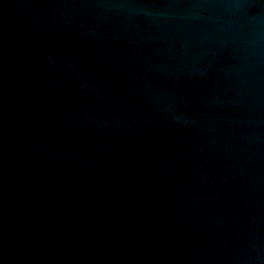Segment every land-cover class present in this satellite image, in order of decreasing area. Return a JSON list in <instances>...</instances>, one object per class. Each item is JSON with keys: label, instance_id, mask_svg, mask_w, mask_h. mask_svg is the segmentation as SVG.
Wrapping results in <instances>:
<instances>
[{"label": "water", "instance_id": "obj_1", "mask_svg": "<svg viewBox=\"0 0 264 264\" xmlns=\"http://www.w3.org/2000/svg\"><path fill=\"white\" fill-rule=\"evenodd\" d=\"M0 264H264V0H0Z\"/></svg>", "mask_w": 264, "mask_h": 264}]
</instances>
